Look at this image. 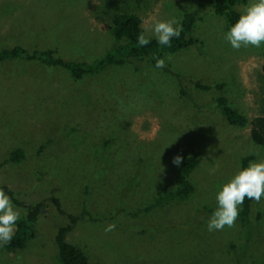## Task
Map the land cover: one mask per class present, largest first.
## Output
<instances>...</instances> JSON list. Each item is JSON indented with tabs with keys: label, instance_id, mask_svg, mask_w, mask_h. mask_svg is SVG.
<instances>
[{
	"label": "rangeland",
	"instance_id": "obj_1",
	"mask_svg": "<svg viewBox=\"0 0 264 264\" xmlns=\"http://www.w3.org/2000/svg\"><path fill=\"white\" fill-rule=\"evenodd\" d=\"M253 0H242V13ZM211 0H0V50H53L67 61L91 62L120 42L116 15H133L142 32L155 21L197 12L192 47L165 54L163 68L129 61L78 81L35 61L0 62V188L19 205L43 202L35 237L21 250H0V264H58L53 238L67 223L48 201L81 216L65 240L92 264H264V197L243 222L208 231L216 194L248 162L264 160L249 125H228L218 95L249 122L264 116V44L235 50ZM171 59H168V57ZM192 81L222 84L197 91ZM195 107V108H193ZM196 108H201L198 110ZM20 149L23 158L3 163ZM193 155L184 200L131 216L176 187L177 166ZM247 164V166H248ZM240 211V206H239ZM115 224L114 231L105 228Z\"/></svg>",
	"mask_w": 264,
	"mask_h": 264
},
{
	"label": "trees",
	"instance_id": "obj_2",
	"mask_svg": "<svg viewBox=\"0 0 264 264\" xmlns=\"http://www.w3.org/2000/svg\"><path fill=\"white\" fill-rule=\"evenodd\" d=\"M210 1V0H209ZM242 0H211L210 8L212 12L224 18L227 31L236 22L240 13L234 10L236 3ZM197 18V12L185 13L179 21L182 28L178 38L173 37L171 45L161 46L155 38H150V43L147 46L141 47L138 44L137 37L142 33L140 21L133 15H116L110 21V34L115 42H120L117 45L106 51L100 58L91 62L84 61H67L55 56V52L50 49L42 51L27 52L21 47L14 46L10 49L0 50V62L7 59L35 61L44 67H58L66 71L69 76L78 81L84 76L99 75L110 67L123 66L129 61H146L149 65L155 67V59L162 58L165 54L175 53L178 50L186 49L197 44V41L191 38V31L194 22ZM261 72L264 76V64L261 67ZM192 86L197 91L207 92L214 90L221 91L222 84L204 85L198 81H192ZM214 104L218 108L225 122L237 128H244L249 125V139L251 143L264 148V116L253 117L249 122L247 119L231 108L227 100L218 95L214 98ZM195 108V107H193ZM202 110L201 108H196ZM23 158L20 149H14L9 154L3 163L11 162L18 163ZM253 156H245L240 161V170L247 167V164ZM199 164V160L193 155L187 156L177 167L176 187L172 192H162L163 196L158 198L152 205L134 212L131 216L136 217L139 213L147 212L150 209L158 206L162 202H170L173 200L182 201L186 199L193 191L192 185L187 180V175L190 171ZM10 196L15 205H19L13 198L12 193L5 187L0 188ZM48 201L53 205L59 215L66 217L67 223L59 227L54 235L53 242L56 247V259L58 264H92L88 261L83 252L76 246L68 243L65 237L70 233L81 216L67 214L60 209L59 202L55 198H50ZM252 200L245 198V201L240 205L239 219L241 222L247 218L250 211V203ZM25 215L17 221L16 230L12 241L7 245L0 246V250L13 251L21 250L25 247L27 241L35 237L34 227L38 216L44 211L43 202L36 203L32 206H25Z\"/></svg>",
	"mask_w": 264,
	"mask_h": 264
},
{
	"label": "clouds",
	"instance_id": "obj_3",
	"mask_svg": "<svg viewBox=\"0 0 264 264\" xmlns=\"http://www.w3.org/2000/svg\"><path fill=\"white\" fill-rule=\"evenodd\" d=\"M147 31L151 32L159 45L170 46L173 37L180 36L182 28L179 21L171 19L155 21ZM225 38L235 50L242 47L259 48L264 44V0H253L247 4L226 33ZM137 40L141 47L150 43V38L143 32L138 35ZM153 59H155V67L163 68L165 66L164 59L156 57ZM168 59L171 57L169 56ZM182 161L183 157L176 155L173 157L172 163L179 167ZM262 197H264V160L253 161L247 167L239 170L217 192V207L208 220V231L234 227L239 216V206L244 203L245 198L259 203ZM19 219V210L13 206L10 196L0 189V246L7 245L12 241ZM115 227V224H110L105 228V231H114Z\"/></svg>",
	"mask_w": 264,
	"mask_h": 264
}]
</instances>
